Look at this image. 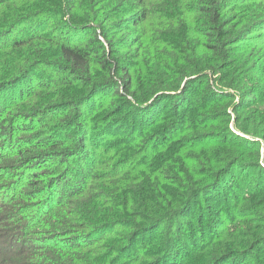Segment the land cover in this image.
<instances>
[{"label": "trees", "instance_id": "1", "mask_svg": "<svg viewBox=\"0 0 264 264\" xmlns=\"http://www.w3.org/2000/svg\"><path fill=\"white\" fill-rule=\"evenodd\" d=\"M0 264H264V0H0Z\"/></svg>", "mask_w": 264, "mask_h": 264}]
</instances>
